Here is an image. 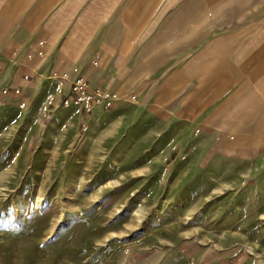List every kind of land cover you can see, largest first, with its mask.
<instances>
[{"label": "rangeland", "instance_id": "obj_1", "mask_svg": "<svg viewBox=\"0 0 264 264\" xmlns=\"http://www.w3.org/2000/svg\"><path fill=\"white\" fill-rule=\"evenodd\" d=\"M61 94L0 99V264L264 261V187L249 171L261 158L133 107H63Z\"/></svg>", "mask_w": 264, "mask_h": 264}, {"label": "crops", "instance_id": "obj_2", "mask_svg": "<svg viewBox=\"0 0 264 264\" xmlns=\"http://www.w3.org/2000/svg\"><path fill=\"white\" fill-rule=\"evenodd\" d=\"M72 69L110 109L234 139L264 187V0H0V99L45 104Z\"/></svg>", "mask_w": 264, "mask_h": 264}, {"label": "built area", "instance_id": "obj_3", "mask_svg": "<svg viewBox=\"0 0 264 264\" xmlns=\"http://www.w3.org/2000/svg\"><path fill=\"white\" fill-rule=\"evenodd\" d=\"M39 46L41 47L42 43H39ZM38 54L40 55L41 53L38 52ZM24 79H27V77H24ZM47 79H52L57 82V94L62 93L61 105L63 107L73 104L89 113L95 107L108 110L115 101L114 94L108 90L88 88L84 77L81 76L76 69H72L70 72H53ZM9 91V88H3L1 93L6 96ZM11 92L18 98V107L24 108L27 100L22 98L21 90L19 88H14L11 89ZM131 99L133 100L134 98L131 97ZM52 102H55L54 99L50 100L48 104L51 105Z\"/></svg>", "mask_w": 264, "mask_h": 264}, {"label": "bare ground", "instance_id": "obj_4", "mask_svg": "<svg viewBox=\"0 0 264 264\" xmlns=\"http://www.w3.org/2000/svg\"><path fill=\"white\" fill-rule=\"evenodd\" d=\"M61 121V120H60ZM37 194V193H36ZM1 197H2V195H1ZM36 201H35V207L36 208H38L39 206H40V201H41V195H37L36 196V199H35ZM27 206V205H26ZM16 245H14V247H15ZM13 259V256H11L9 259H8V262H9V264H12L13 263V261H15V260H12Z\"/></svg>", "mask_w": 264, "mask_h": 264}]
</instances>
